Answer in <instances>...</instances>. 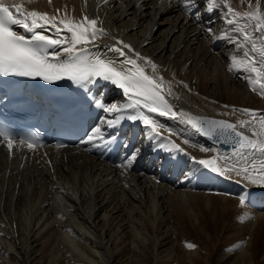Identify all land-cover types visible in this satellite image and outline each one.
I'll list each match as a JSON object with an SVG mask.
<instances>
[{"label":"bare ground","instance_id":"1","mask_svg":"<svg viewBox=\"0 0 264 264\" xmlns=\"http://www.w3.org/2000/svg\"><path fill=\"white\" fill-rule=\"evenodd\" d=\"M19 2L47 13L100 16L113 36L163 66L161 74L180 97L174 103L193 116L237 122L249 117L231 112L233 106L264 111V97L252 91L247 73L229 70L243 51L206 34L209 20L217 36L228 31L220 11H206V0H198V18L181 0ZM108 98L118 106L127 102L118 89ZM153 116L164 125L161 132L178 134L175 141L188 154L159 147L163 141L155 134L140 145L130 168L77 146L47 148L44 156L14 145L10 155L0 143V264H264V186L193 161L232 157L233 149L209 142L183 119Z\"/></svg>","mask_w":264,"mask_h":264},{"label":"snow or ice","instance_id":"2","mask_svg":"<svg viewBox=\"0 0 264 264\" xmlns=\"http://www.w3.org/2000/svg\"><path fill=\"white\" fill-rule=\"evenodd\" d=\"M181 2L190 15L194 13L195 17L200 16L196 11L198 0ZM206 11L210 14L220 11L221 20L228 29L225 35L217 36L212 27L215 21L209 20L203 26L206 34L243 51L244 58L236 61V57H233L229 70L242 69L247 73L243 78L250 84L252 91L264 97V10L261 0H255V4L247 0L245 12L234 9L229 0H206ZM102 24L99 17L84 15L82 19L74 20L67 14L59 15V9L57 15H50L35 9L29 10L19 0H0V75L40 78L48 83L67 79L84 88L98 79L108 81L122 91L127 102L118 106L116 103L104 105L101 100H97L96 103L103 107L106 115L91 129L80 146L91 145L95 148L107 144L114 137L106 136L105 129L118 127L127 118L139 120L150 130V137L155 134L161 138L163 142L159 147L188 154L180 143L171 138L178 135L173 130L168 129L169 136L162 135L164 125L153 114L183 119L199 133L221 137L233 144L232 157L213 156L199 160L191 157L193 161L221 176L230 178L234 174L244 182L264 186V111L236 109L233 106L231 112L239 111L249 117L236 123L227 119L191 115L174 103L180 97L173 93L172 85L161 74L163 66L137 51L123 38L113 36ZM14 26H19L23 32L14 30ZM104 37H109L113 43L101 45L100 40ZM101 47H107L119 59L105 56L98 51ZM179 84L191 91L184 81H179ZM223 107L229 108L228 105ZM249 130H252L251 135L247 134ZM0 143H6L10 155L14 145L26 146L30 151L43 146L36 136L17 137L3 125H0ZM183 144H189V140L184 139ZM200 150L209 151L206 147ZM136 155L134 151L126 156L121 167L130 168ZM246 200V195L239 197L241 205L246 204ZM187 247L194 248L195 245L188 243Z\"/></svg>","mask_w":264,"mask_h":264},{"label":"water","instance_id":"3","mask_svg":"<svg viewBox=\"0 0 264 264\" xmlns=\"http://www.w3.org/2000/svg\"><path fill=\"white\" fill-rule=\"evenodd\" d=\"M215 119H225V118H215ZM228 120V119H227ZM229 122H232V123H234L233 121H231V120H229ZM222 143V145L224 146V147H227V148H232L233 147V144L231 143V142H229V141H226L225 139H223V141H221Z\"/></svg>","mask_w":264,"mask_h":264},{"label":"rangeland","instance_id":"4","mask_svg":"<svg viewBox=\"0 0 264 264\" xmlns=\"http://www.w3.org/2000/svg\"><path fill=\"white\" fill-rule=\"evenodd\" d=\"M216 156V155H215Z\"/></svg>","mask_w":264,"mask_h":264}]
</instances>
